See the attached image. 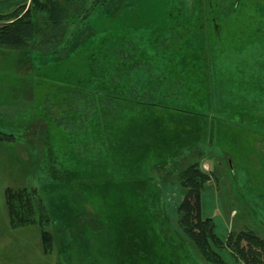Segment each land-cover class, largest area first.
Masks as SVG:
<instances>
[{
	"label": "rangeland",
	"instance_id": "374dc122",
	"mask_svg": "<svg viewBox=\"0 0 264 264\" xmlns=\"http://www.w3.org/2000/svg\"><path fill=\"white\" fill-rule=\"evenodd\" d=\"M0 131V264H211L178 178L214 175L221 238L264 237V0H111L57 55L0 45ZM8 187L38 190L51 253L38 223L12 227Z\"/></svg>",
	"mask_w": 264,
	"mask_h": 264
},
{
	"label": "trees",
	"instance_id": "16d2710c",
	"mask_svg": "<svg viewBox=\"0 0 264 264\" xmlns=\"http://www.w3.org/2000/svg\"><path fill=\"white\" fill-rule=\"evenodd\" d=\"M111 0H31L6 14L0 13V45L28 48L45 56L57 55L67 48L74 21H84L98 7ZM0 141H15V135L0 131ZM214 175L193 163L179 174L185 195L178 208V223L184 235L211 264H227L223 251H229L236 262L264 264V237L252 229L231 231L223 239L216 233L212 217L203 214V192ZM10 223L13 228L38 223L44 251H53V236L45 227L50 218H38L36 207L42 201L36 188L8 187L5 190ZM42 205V203H41ZM43 207V206H42ZM41 264V263H9Z\"/></svg>",
	"mask_w": 264,
	"mask_h": 264
},
{
	"label": "crops",
	"instance_id": "0c3cea01",
	"mask_svg": "<svg viewBox=\"0 0 264 264\" xmlns=\"http://www.w3.org/2000/svg\"><path fill=\"white\" fill-rule=\"evenodd\" d=\"M31 0H0V13L6 14L22 5H29Z\"/></svg>",
	"mask_w": 264,
	"mask_h": 264
}]
</instances>
